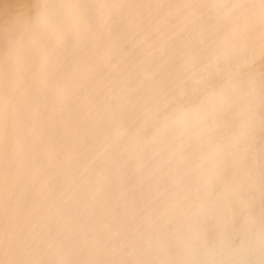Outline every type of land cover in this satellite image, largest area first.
Returning a JSON list of instances; mask_svg holds the SVG:
<instances>
[{
	"label": "snow or ice",
	"instance_id": "1",
	"mask_svg": "<svg viewBox=\"0 0 264 264\" xmlns=\"http://www.w3.org/2000/svg\"><path fill=\"white\" fill-rule=\"evenodd\" d=\"M60 58L90 122L42 94ZM81 170L119 177L94 227L41 229ZM0 264H264V0H39L0 29Z\"/></svg>",
	"mask_w": 264,
	"mask_h": 264
},
{
	"label": "bare ground",
	"instance_id": "2",
	"mask_svg": "<svg viewBox=\"0 0 264 264\" xmlns=\"http://www.w3.org/2000/svg\"><path fill=\"white\" fill-rule=\"evenodd\" d=\"M39 0H0V29L9 30L13 33L22 31L29 20L35 15ZM51 3H60L63 0H50ZM256 42V66H260V42L259 30L255 35ZM59 63L64 68L65 74L60 79H52L42 86V94L56 97V108L61 109L68 97L78 99V116L81 120L90 122L93 115H99L98 106L93 97H79L75 91L73 82V70L65 67L63 58ZM83 75V74H81ZM259 137V129H257ZM119 167V165H117ZM119 177L113 173L98 178L95 185L90 186L83 170L77 175L70 174L64 185L57 189L53 201L49 205L48 212L37 210V219L41 229H46L51 217L58 229L68 232L90 231L94 225L88 217L91 207L102 203L107 196L105 188L115 184ZM231 258L227 253L224 257Z\"/></svg>",
	"mask_w": 264,
	"mask_h": 264
}]
</instances>
